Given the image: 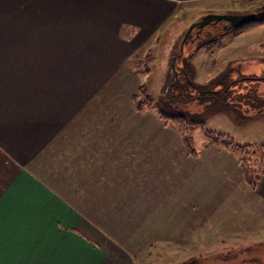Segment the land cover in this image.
<instances>
[{
  "label": "crops",
  "instance_id": "1",
  "mask_svg": "<svg viewBox=\"0 0 264 264\" xmlns=\"http://www.w3.org/2000/svg\"><path fill=\"white\" fill-rule=\"evenodd\" d=\"M233 2L0 0V264H119L113 248L138 238L121 219L144 238L195 226L201 247L264 237V176L252 190L230 151L189 155L136 110L128 65L181 8Z\"/></svg>",
  "mask_w": 264,
  "mask_h": 264
},
{
  "label": "rangeland",
  "instance_id": "2",
  "mask_svg": "<svg viewBox=\"0 0 264 264\" xmlns=\"http://www.w3.org/2000/svg\"><path fill=\"white\" fill-rule=\"evenodd\" d=\"M238 1L234 0L233 11L229 13H257L258 9L264 5V0ZM198 10L200 9L196 8V5L188 6V9L181 8L162 29L142 45L136 47L135 53L128 60V65L136 70L140 85L144 86L142 92L138 93L139 100L146 101V98L151 97L154 103H158L161 101L160 99H163L168 100L174 107L180 105L178 110L183 112L184 110L193 113L204 111L205 107L200 103L178 101L179 97L177 96L182 97L180 94L182 88L176 90L175 87H181V84L170 85L171 82H175L176 76L179 81L184 83L181 69L184 67L185 58L192 52L195 54L190 61L194 69L193 78L197 83L207 82L213 76L224 71L229 64L236 70L232 73L234 78L242 74L264 77V23L247 26L240 31L229 33L220 37L217 43L209 44L198 50H195L197 41H199L197 37L194 38L195 35L202 33V36L207 39L210 33L220 32L219 29L222 26H207L203 28V32L199 33L198 29H194L191 33L192 37L186 44L184 43L181 52V43L187 30L203 17V13H197ZM180 54L181 56L177 57ZM175 69H178V73L175 72ZM254 84L258 85L259 94L264 96V81ZM249 85L252 84L246 82L241 84L243 87ZM185 89L188 91L190 88L186 87ZM170 94H173L172 97L169 96ZM173 98L176 102L172 100ZM184 98L185 96L182 97V99ZM233 100L236 101V99ZM235 101H232L234 105H236ZM149 102L146 101L145 104ZM143 111L154 110L145 109ZM205 119V124L203 126L196 125L192 132L193 144L199 155L212 146L225 149L221 145H211L204 135L206 132L223 133L240 144L243 143L236 140L237 136L252 142L250 143L253 145L252 148H243L248 166L256 165L258 167L264 163V150L261 148L264 146V117H258L243 125L241 120L236 118V111L230 113L226 107L215 110ZM245 126H247L246 129L242 128ZM121 222L123 227L133 228L132 231L138 234V238L134 237L130 240L128 236H125L130 241L135 239V242L131 243L127 238H124L123 242L126 244L124 247L113 248L115 255L122 258L119 264H264V237L262 236L252 237L250 240L233 236L224 240L223 243L218 240L212 245L201 247L199 244L204 245L202 242L209 238L203 239L199 232L195 233V226L194 232L191 231V236L185 238L154 235H145L144 238L140 234L147 231L145 226H139V222H136L134 226V222L131 223L127 219L126 221L121 219ZM119 225H121L120 220L112 221V226ZM127 251L131 259L128 258Z\"/></svg>",
  "mask_w": 264,
  "mask_h": 264
},
{
  "label": "trees",
  "instance_id": "3",
  "mask_svg": "<svg viewBox=\"0 0 264 264\" xmlns=\"http://www.w3.org/2000/svg\"><path fill=\"white\" fill-rule=\"evenodd\" d=\"M257 13V19L229 31L224 28L223 22H218L221 26H223L219 29V31H221L215 34L210 33L208 36L209 38L207 39L205 37L201 38V36L195 35L194 38L197 37V40H199L197 41L198 43L195 50L212 43H217L220 37H223L234 31H240L244 27L264 23V5L258 9ZM214 24L215 23H212L210 25ZM191 37L192 36L190 34L185 44ZM194 54L195 52H192L185 58L184 67L181 69L184 83L179 81L178 76H176L174 79L175 82H171L170 85L172 86L173 84H181V87H175V89L180 90L182 88L180 90V94L182 97L185 96V98L182 99L181 96H177L179 97L178 101H193L195 103H200L204 105V111L193 113L186 112L184 110L183 112L182 110H178L180 109V105H176L174 107L168 100L163 99H160L161 101L158 103H154L151 97L149 99L146 98V101L149 102L150 100V102L145 104L146 101L139 100L137 97L139 91L142 92V89L144 88L143 85L139 86L137 94L133 96V102L138 112H142L145 109L154 110L162 118V120H164L166 125L174 127L180 134L188 154L193 157H197L198 151L193 144V129L198 124L203 126L206 120L205 117L213 114L215 110H221L227 107V110L230 113H234L236 111V118L240 119L243 125L251 120L257 119L258 117H264V96L259 94V87L258 85L254 84L264 81V77L254 74H242L239 77L234 78L232 73H234L236 70L231 64H229L224 71L213 76L207 82L200 84L197 83L193 78L194 69L191 66L190 60ZM179 56H181V54L177 57ZM175 72L178 73V69H175ZM243 82L250 83L252 85L243 87L241 86ZM186 87H189L190 89L187 91L185 89ZM172 95L173 94H170L169 96L172 97ZM233 99H236V101ZM172 100L176 102L175 98ZM232 101H235L236 105H234ZM204 135L206 138H208V141L211 145H221V147L230 151L238 158L246 183L252 190H256L258 183L264 176V163L258 167L256 165L248 166L246 164V157H244L243 154L244 147L252 148L253 145L250 143L240 144L230 136H227L223 133L214 134L206 132ZM261 148L264 150V146H261Z\"/></svg>",
  "mask_w": 264,
  "mask_h": 264
},
{
  "label": "water",
  "instance_id": "4",
  "mask_svg": "<svg viewBox=\"0 0 264 264\" xmlns=\"http://www.w3.org/2000/svg\"><path fill=\"white\" fill-rule=\"evenodd\" d=\"M258 15L256 12H250V13H241V14H235V13H227V14H208L202 17L199 21L195 22L190 26V28L187 30L182 43H181V52L183 51V46L191 32L194 28H198V33L203 30V28L211 23H218L225 21L227 24L225 25V29L227 31L232 30L236 27H239L245 23H248L250 21H253L257 19Z\"/></svg>",
  "mask_w": 264,
  "mask_h": 264
},
{
  "label": "flooded vegetation",
  "instance_id": "5",
  "mask_svg": "<svg viewBox=\"0 0 264 264\" xmlns=\"http://www.w3.org/2000/svg\"><path fill=\"white\" fill-rule=\"evenodd\" d=\"M221 28V27H220ZM196 29H198V28H196ZM197 35H199V36H201V38H204L203 36H202V33H199V34H197ZM201 40V39H200Z\"/></svg>",
  "mask_w": 264,
  "mask_h": 264
}]
</instances>
